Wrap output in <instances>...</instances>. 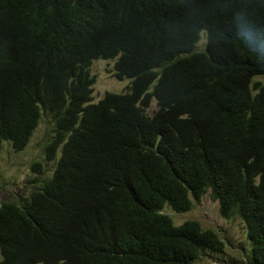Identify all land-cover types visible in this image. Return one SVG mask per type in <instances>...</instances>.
<instances>
[{"label":"trees","instance_id":"1","mask_svg":"<svg viewBox=\"0 0 264 264\" xmlns=\"http://www.w3.org/2000/svg\"><path fill=\"white\" fill-rule=\"evenodd\" d=\"M239 32L258 51H249ZM203 51H196L201 34ZM264 0H0V149L52 123L50 178L0 205V264H201L207 192L264 264ZM124 93L93 102L94 60ZM155 100L157 109H146ZM41 163L33 168L40 172Z\"/></svg>","mask_w":264,"mask_h":264},{"label":"rangeland","instance_id":"2","mask_svg":"<svg viewBox=\"0 0 264 264\" xmlns=\"http://www.w3.org/2000/svg\"><path fill=\"white\" fill-rule=\"evenodd\" d=\"M206 35L203 32L196 45V51L204 50ZM116 59L94 60L90 71L94 77L93 102H98L106 93H124L130 81L118 80L114 77ZM264 86V76L254 77L252 85ZM157 109L153 100L146 112L151 115ZM52 123L43 117L32 135L29 143L21 151H15L10 142H3L0 149V205L4 202H22L31 191L37 189L41 181L50 178L56 167L57 159L47 162L45 147L52 137ZM35 162L41 163L40 173L33 168ZM162 213L169 216L175 225L186 221H197L205 229H213L222 238L225 247L221 253H208L201 260V264H248L249 242L246 236L245 224L239 219H224L219 211V204L207 192L200 201H194L189 211L176 212L169 205H165ZM1 260V254H0Z\"/></svg>","mask_w":264,"mask_h":264},{"label":"clouds","instance_id":"3","mask_svg":"<svg viewBox=\"0 0 264 264\" xmlns=\"http://www.w3.org/2000/svg\"><path fill=\"white\" fill-rule=\"evenodd\" d=\"M236 23H237L238 31L235 33V39H236V37H239L241 45L244 48H246L247 50H249V51H258L256 48H254L251 45H249L247 40L243 39V34L241 32H239V28L243 24V18L242 17L237 18ZM257 35L260 36L262 39H264V34L257 33Z\"/></svg>","mask_w":264,"mask_h":264}]
</instances>
